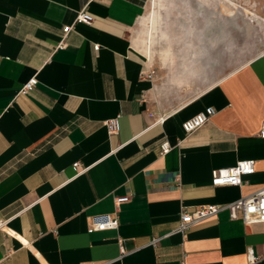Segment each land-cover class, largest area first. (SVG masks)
<instances>
[{
	"label": "crops",
	"instance_id": "crops-1",
	"mask_svg": "<svg viewBox=\"0 0 264 264\" xmlns=\"http://www.w3.org/2000/svg\"><path fill=\"white\" fill-rule=\"evenodd\" d=\"M147 1L0 0V264H264V222L221 210L173 232L183 211L264 187V51L193 94L143 79L152 65L135 29ZM81 9L93 22L73 24L57 48ZM207 106L215 114L184 133ZM242 159L254 173L212 185L213 169ZM123 195L118 227L87 232ZM248 249L260 259L249 263Z\"/></svg>",
	"mask_w": 264,
	"mask_h": 264
},
{
	"label": "rangeland",
	"instance_id": "rangeland-1",
	"mask_svg": "<svg viewBox=\"0 0 264 264\" xmlns=\"http://www.w3.org/2000/svg\"><path fill=\"white\" fill-rule=\"evenodd\" d=\"M135 40L156 78L193 94L264 51V0H148Z\"/></svg>",
	"mask_w": 264,
	"mask_h": 264
},
{
	"label": "built area",
	"instance_id": "built-area-1",
	"mask_svg": "<svg viewBox=\"0 0 264 264\" xmlns=\"http://www.w3.org/2000/svg\"><path fill=\"white\" fill-rule=\"evenodd\" d=\"M93 22V16L85 9L79 10L73 20L72 24L62 26V37L57 48L63 47L64 38L71 30L73 24L84 23L91 24ZM97 45L93 48L97 49ZM143 79L152 80L155 76V70L149 67L147 70L141 73ZM37 78L35 76L30 77L26 82L22 84L19 89V93H28L37 84ZM215 109L212 106L205 107L202 111L197 112L191 117L187 118L181 123V128L184 133L189 134L194 130L205 124L213 115ZM152 116V114H149ZM163 117L157 118L153 123H161ZM107 132L117 134L120 129L119 116L108 118L105 121ZM260 137H264V121L258 132ZM170 150V145L167 141H163L160 144V153L165 154ZM76 174L81 173L85 168H79V163L75 162L72 165ZM254 160L242 159L238 160L235 164L228 167L215 168L211 171V183L213 186H239L242 182V177L251 175L254 173ZM114 212L113 213H98L89 217V223L87 226V232L103 231L109 229H116L118 227V219L116 212L120 204L129 200L128 195L115 196L114 197ZM221 210H227L232 218L241 219L245 224H253L264 222V187L251 194L241 196L234 201L225 204H205L197 206L192 212L183 211L180 216V220L173 230V232L183 233L189 226L199 223L211 216L216 215ZM1 225V223H0ZM159 238H153L151 243H157ZM120 255L126 253L122 244L119 245ZM247 259L249 263H254L260 259L259 256L254 255L252 249L247 251ZM84 264H96V263H84ZM108 264V263H99Z\"/></svg>",
	"mask_w": 264,
	"mask_h": 264
}]
</instances>
